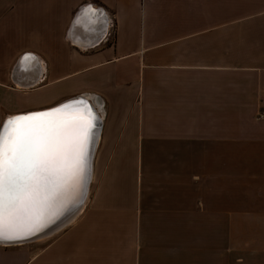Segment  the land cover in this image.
<instances>
[{"label": "crops", "instance_id": "obj_1", "mask_svg": "<svg viewBox=\"0 0 264 264\" xmlns=\"http://www.w3.org/2000/svg\"><path fill=\"white\" fill-rule=\"evenodd\" d=\"M76 97L88 200L0 264H264V0H0V124Z\"/></svg>", "mask_w": 264, "mask_h": 264}, {"label": "snow or ice", "instance_id": "obj_2", "mask_svg": "<svg viewBox=\"0 0 264 264\" xmlns=\"http://www.w3.org/2000/svg\"><path fill=\"white\" fill-rule=\"evenodd\" d=\"M93 15L102 13H82L85 20ZM73 104L96 119L88 101ZM60 111L14 116L0 124V240L26 238L42 230L39 221L45 211L79 183L94 124L85 123L84 117L51 118Z\"/></svg>", "mask_w": 264, "mask_h": 264}, {"label": "water", "instance_id": "obj_3", "mask_svg": "<svg viewBox=\"0 0 264 264\" xmlns=\"http://www.w3.org/2000/svg\"><path fill=\"white\" fill-rule=\"evenodd\" d=\"M89 7L90 6L82 8L77 13V15L74 19L73 25H72V30H71L72 33L74 32V34H75L77 31H79V29H81V27L87 26L88 23L90 22L91 17H89L87 20H85L82 17V13H84L85 10L88 9ZM100 13H102L101 10H100ZM101 17H103V15H101ZM77 24L79 25V27H77L78 26ZM100 24L102 26V30H101L100 34L102 35L104 33V30L106 29V27H105L106 22L104 21V18H102V22H100ZM95 42H96V39H93L91 41V43H95ZM25 57L28 58L29 56L25 55L21 58V60L18 63L19 69H21L22 67H24L26 65ZM76 98L77 99H75V98L69 99V100L62 102V103H60L54 107H51V108L15 114V115H12V116L6 118L4 121H6V120H8L14 116L49 112L50 110L57 109V108L61 109V111L69 109V108H71V110H75L78 108V106L73 104L74 101H77L80 99L86 100L82 97L81 98L76 97ZM66 104L70 105V107L63 108L62 106L66 105ZM88 104L92 108L93 115L96 117V119L92 120V118H91V123L94 124V127L92 128L91 137H90V139L87 143V146H86L87 147V158H86V162L84 165L83 173L80 176L82 184H81V188H80L79 192L76 193L71 198H69L68 199L69 201L67 200L68 203L67 204L65 203L66 205L64 204V206H62L60 204L63 202V200L58 202V204L52 209L53 212H55L52 217L48 218L45 214H43L46 216V218H44L43 220L40 219V221H39V224L42 226V230L36 231L35 234L28 235L26 238L0 240V246H15V245L30 244V243H33V242L54 236L55 234L61 232L67 226H69L78 217V215L81 213V211L84 208V206L87 202V199H88L90 184H91L92 176H93L95 149H96L99 130H100V120H99V118L95 112V109L92 107V105L90 104L89 101H88ZM83 113L85 116H89L86 112L83 111Z\"/></svg>", "mask_w": 264, "mask_h": 264}, {"label": "bare ground", "instance_id": "obj_4", "mask_svg": "<svg viewBox=\"0 0 264 264\" xmlns=\"http://www.w3.org/2000/svg\"><path fill=\"white\" fill-rule=\"evenodd\" d=\"M78 25V24H77ZM79 117H84V120H85V123H91V116H85L83 111L79 110V108L75 109V110H71V108L69 109H66V110H63V111H60L58 113H53V116L51 118H54V119H64V120H71L73 118H79ZM99 118V117H98ZM73 183H75V181H73ZM81 178H79V183L78 185L73 188L72 190H70L68 196L63 199V202L60 203L62 206H64V204L68 203V199L71 198L72 196H74L76 193L79 192L80 188H81ZM68 200V201H67ZM67 201V202H66ZM65 204V205H66ZM55 212H53L52 209H50L49 211L47 210V212L45 211V215L49 218V217H52L54 215ZM43 215L42 216V220L44 218H46V216Z\"/></svg>", "mask_w": 264, "mask_h": 264}, {"label": "rangeland", "instance_id": "obj_5", "mask_svg": "<svg viewBox=\"0 0 264 264\" xmlns=\"http://www.w3.org/2000/svg\"><path fill=\"white\" fill-rule=\"evenodd\" d=\"M257 119L258 120H263L264 119V113H260V114H258L257 115ZM94 161H95V155H94ZM93 170H94V168H93ZM92 178H93V176H92ZM249 179H251V178H249ZM92 182V181H91ZM91 185V184H90ZM88 196H89V194H88ZM88 200V199H87ZM83 210V209H82ZM58 234V233H57ZM57 234H55L54 236H56ZM54 236H51V237H48V238H46V239H43V240H39V241H36V242H43L42 244H44L45 242H47L49 239H51L52 237H54ZM34 243V242H33Z\"/></svg>", "mask_w": 264, "mask_h": 264}]
</instances>
